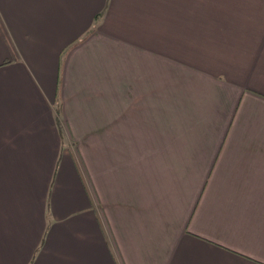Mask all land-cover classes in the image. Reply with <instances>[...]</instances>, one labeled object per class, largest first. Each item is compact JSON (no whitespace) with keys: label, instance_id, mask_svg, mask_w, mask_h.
<instances>
[{"label":"crops","instance_id":"0c3cea01","mask_svg":"<svg viewBox=\"0 0 264 264\" xmlns=\"http://www.w3.org/2000/svg\"><path fill=\"white\" fill-rule=\"evenodd\" d=\"M0 264H264V0H0Z\"/></svg>","mask_w":264,"mask_h":264},{"label":"trees","instance_id":"16d2710c","mask_svg":"<svg viewBox=\"0 0 264 264\" xmlns=\"http://www.w3.org/2000/svg\"><path fill=\"white\" fill-rule=\"evenodd\" d=\"M78 42V40L77 41H75L73 44H75V43H77Z\"/></svg>","mask_w":264,"mask_h":264}]
</instances>
